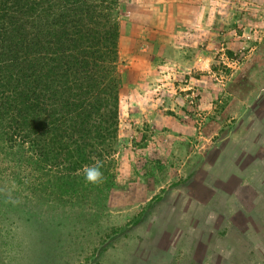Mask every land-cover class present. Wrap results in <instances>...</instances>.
Masks as SVG:
<instances>
[{"label": "rangeland", "instance_id": "1", "mask_svg": "<svg viewBox=\"0 0 264 264\" xmlns=\"http://www.w3.org/2000/svg\"><path fill=\"white\" fill-rule=\"evenodd\" d=\"M117 15L105 181L0 129V264H264V0H120Z\"/></svg>", "mask_w": 264, "mask_h": 264}, {"label": "trees", "instance_id": "2", "mask_svg": "<svg viewBox=\"0 0 264 264\" xmlns=\"http://www.w3.org/2000/svg\"><path fill=\"white\" fill-rule=\"evenodd\" d=\"M120 0H0V129L69 172L114 152Z\"/></svg>", "mask_w": 264, "mask_h": 264}, {"label": "clouds", "instance_id": "3", "mask_svg": "<svg viewBox=\"0 0 264 264\" xmlns=\"http://www.w3.org/2000/svg\"><path fill=\"white\" fill-rule=\"evenodd\" d=\"M102 164L100 161H96L92 165H86L83 169L85 181L87 184L93 185V186H100L104 183L105 177L103 172L101 171ZM5 189L0 188V192H4ZM8 198L11 202L16 203V201L12 200L11 198V192H7ZM215 214L210 213L209 219L215 220Z\"/></svg>", "mask_w": 264, "mask_h": 264}]
</instances>
